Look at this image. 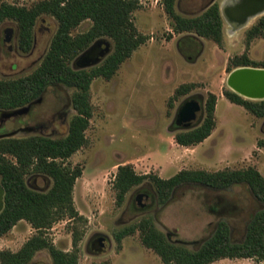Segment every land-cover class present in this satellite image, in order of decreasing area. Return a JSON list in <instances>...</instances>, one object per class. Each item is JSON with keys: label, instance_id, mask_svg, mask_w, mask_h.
<instances>
[{"label": "rangeland", "instance_id": "rangeland-1", "mask_svg": "<svg viewBox=\"0 0 264 264\" xmlns=\"http://www.w3.org/2000/svg\"><path fill=\"white\" fill-rule=\"evenodd\" d=\"M37 1L0 0V4L30 7ZM139 1L141 8L135 11L134 21L148 39L111 79L99 77L93 81L94 114L86 131L87 144L64 162L72 169L82 170L73 190L75 207L86 219L81 222L84 235L79 242L78 264H163L158 254L142 244L139 231L125 237L121 247L114 238L116 230L144 216H152L171 240L196 249L212 235L222 219L229 221L233 240L242 241L251 217L264 208V202L256 198L248 185L219 190L186 184L178 187L167 204L160 205L150 181L135 186L123 205H116L113 182L120 164H131L139 174L154 173L163 178H170L182 169L217 171L249 166H255L264 175V148L256 149L257 141L264 138V117H256L223 95L224 88L231 89L227 83L229 59L245 51L246 31L264 13L241 29H234L224 20L222 48L207 39H201L202 46L197 47L194 42L183 40L185 33L172 28L162 0ZM213 1L222 0H177L176 10L194 16ZM90 26L91 21L86 20L75 33ZM57 27L54 17L42 15L35 27L33 47L26 53L19 47L17 23L12 20L0 23V77L17 78L33 72L47 53ZM249 56L255 61L264 60V38L252 41ZM77 59L72 62L75 68L80 67L75 63ZM184 83H195L196 87L187 95L175 97L176 90ZM209 92L218 97L216 128L194 147L178 145L175 134L185 129L175 125L181 105L194 98L204 106ZM72 94L73 89L62 84L49 86L29 116L32 125L39 129L21 131L14 136L65 137L75 114ZM203 117L204 111L198 123ZM8 126L12 127V122ZM26 178L28 185L36 190L47 191L52 186L51 180L44 188L42 174H28ZM78 224L69 218L60 220L47 235L59 249L72 251V228ZM35 233L31 224L22 220L0 237V250L18 251ZM31 264H53L50 252L38 251ZM211 264L264 262L225 258Z\"/></svg>", "mask_w": 264, "mask_h": 264}, {"label": "trees", "instance_id": "trees-1", "mask_svg": "<svg viewBox=\"0 0 264 264\" xmlns=\"http://www.w3.org/2000/svg\"><path fill=\"white\" fill-rule=\"evenodd\" d=\"M162 4L175 32L193 34L223 47L224 20L218 1L194 16L177 12V0H162ZM139 8V0H39L30 7L9 2L0 4V23L5 20L17 23L19 47L26 53L33 47L35 27L42 15H50L58 23L47 53L33 72L17 78L0 77V109L26 106L42 97L49 86L62 84L73 89L71 99L75 110L65 137L31 135L0 139V183L5 188L0 237L22 220L36 230L18 251L0 250V264H31L36 253L43 249L50 252L53 264H78L79 242L84 235L81 222L86 219L75 207L73 190L82 170L72 169L64 162L87 144L86 131L94 114L93 81L99 77L111 79L148 39L134 21V13ZM86 20L91 21V26L75 33ZM104 37L111 40L112 51L100 64L90 68L73 67L75 59ZM257 38H264V15L247 29L246 49L229 59V73L244 66L264 68V60L255 61L249 56L251 43ZM195 87V83H184L176 90L175 97L187 95ZM223 95L256 117H264V100L247 99L229 88L223 89ZM217 103V95L209 92L202 121L178 131L175 134L178 145L194 147L213 133L217 125ZM257 146L264 148V138L257 141ZM33 173L48 176L52 186L47 191L31 188L26 177ZM145 181L153 183L160 205L167 204L178 187L186 184L219 190L248 185L256 198L264 202V175L255 166L217 171L182 169L170 178H163L154 173L139 174L131 164H120L113 182L116 205L122 206L131 189ZM66 218L79 222L72 228V251L59 249L47 235L55 223ZM137 231L142 244L158 254L163 264H211L225 258H253L264 262V208L251 217L242 241L233 240L229 221L222 219L212 235L198 248L191 249L183 242L171 240L152 216H144L114 232L118 246Z\"/></svg>", "mask_w": 264, "mask_h": 264}, {"label": "water", "instance_id": "water-1", "mask_svg": "<svg viewBox=\"0 0 264 264\" xmlns=\"http://www.w3.org/2000/svg\"><path fill=\"white\" fill-rule=\"evenodd\" d=\"M240 18V26L247 25L249 21L258 15L264 13V0H246L244 3L238 4L235 9ZM101 48L97 58H87L89 54H94L97 49ZM112 50V45L105 38L95 41L81 56L87 58L85 62L80 64L81 67H89L97 65L101 62ZM88 54V55H87ZM87 56V57H86ZM227 83L230 88L245 98L251 100H264V68L244 66L238 67L229 73ZM41 98L35 102H39ZM31 104L7 111L6 115L22 114L29 110ZM204 111L203 103L194 98L186 100L180 107L176 115V123L181 128H191L195 126L201 119ZM14 133L1 135L0 138L12 137ZM5 188L0 183V212L4 208ZM140 200V198H138ZM144 205V203H142ZM169 237V235L167 234Z\"/></svg>", "mask_w": 264, "mask_h": 264}, {"label": "flooded vegetation", "instance_id": "flooded-vegetation-1", "mask_svg": "<svg viewBox=\"0 0 264 264\" xmlns=\"http://www.w3.org/2000/svg\"><path fill=\"white\" fill-rule=\"evenodd\" d=\"M245 1L246 0H222L221 3H220L221 14H222L224 20L230 26H232L234 29H241V28L245 27V25L244 26H240L239 21H240L241 17H239V15H237V13L235 11V9L237 8L238 4L244 3ZM250 1H253V0H250ZM212 3H210V4H212ZM185 34H186V37L183 38V40L194 42V44H196L197 47H201L202 46L201 38H199V37H197L196 35H193V34H189V33H185ZM7 38L8 37L5 38V42L8 41ZM6 50H8V49H6ZM100 52H101V48L97 49L94 54H89V56L88 57L86 56V57L90 58V59L97 58ZM81 55L78 57L77 61H75V63L77 65H79V66H80V64L82 62H85L86 59H87L85 57H82ZM78 68H90V67H81L80 66ZM40 98H42V97H40ZM35 101L30 103L31 106H30L29 110L27 112H25V113H22V114H16V115H11V116H7L6 115L7 111H12V110H15V109H19L21 107L15 108V109H0V136L1 135H5V134H9V133H19L21 131L24 132L25 130H31V131L38 130L39 126L32 125L33 124V123H31L32 120L29 117L30 115L33 114V110H34V108L36 106V102ZM64 121H65V118L63 119V123H64ZM9 122H12V124H13L12 127L8 126ZM175 125L177 126L176 121H175ZM68 130H69V127H68ZM33 135H43V136L50 137V136L44 135V134H33ZM12 137H16V136H12ZM4 138H8V137H4ZM17 138H21V137H17ZM51 138H53V137H51ZM0 139H2V138H0ZM44 183H45L44 188H47L50 185V183H51V179L48 176H45ZM33 186L37 187V185L35 183H33ZM101 244H102V242H101Z\"/></svg>", "mask_w": 264, "mask_h": 264}, {"label": "crops", "instance_id": "crops-1", "mask_svg": "<svg viewBox=\"0 0 264 264\" xmlns=\"http://www.w3.org/2000/svg\"><path fill=\"white\" fill-rule=\"evenodd\" d=\"M256 17H257V16H256ZM256 17H255V18H256ZM223 20H224V18H223ZM251 20H252V19H251ZM251 20L249 21V23L251 22ZM249 23H248V24H249ZM248 24H247V25H248ZM247 25H245V26H247ZM256 149L263 150V148L261 149V148H260V147H258V146H257V148H256Z\"/></svg>", "mask_w": 264, "mask_h": 264}]
</instances>
